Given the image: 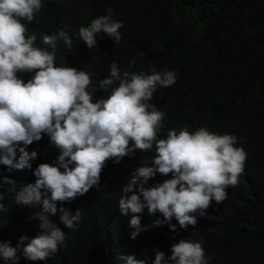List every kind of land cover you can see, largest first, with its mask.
I'll return each mask as SVG.
<instances>
[{
  "label": "trees",
  "instance_id": "16d2710c",
  "mask_svg": "<svg viewBox=\"0 0 264 264\" xmlns=\"http://www.w3.org/2000/svg\"><path fill=\"white\" fill-rule=\"evenodd\" d=\"M108 7L122 21L120 41L114 44L100 33L97 45L89 49L73 36L70 49L58 43L55 63L89 73L88 88L95 90H102L98 81L109 74L112 61L136 73H147L150 65L157 71L175 70V82L157 86L148 101L164 113L157 137L182 127L233 133L234 146L246 154L242 171L235 185L225 187L224 199L210 202L207 215H197L195 225H177L175 230L166 224L152 226L130 238L129 218L119 212L117 201L131 172L140 163L150 164L155 146L137 149L117 163L107 159L98 187L63 202L69 210H79L78 226L68 229L59 212L50 216L66 234L63 244L45 260L20 256L18 264H126L130 254L152 264L155 250L167 255L181 238L200 241L207 264H264V0H42L33 20L22 21L25 35L35 32L34 44L47 47L41 44L42 34L64 28L71 36ZM131 60L135 63L129 69ZM19 75L23 79L30 73ZM27 149L37 153L32 167L58 155L46 135ZM5 176L17 187L35 179L30 168L6 171L0 165V178ZM169 176L158 173L146 186ZM7 187L0 184V203L6 208L0 212V242L15 246L21 235L31 238L39 231L33 216L39 209L15 205ZM156 215L145 210L141 223L149 224Z\"/></svg>",
  "mask_w": 264,
  "mask_h": 264
},
{
  "label": "clouds",
  "instance_id": "9594fccd",
  "mask_svg": "<svg viewBox=\"0 0 264 264\" xmlns=\"http://www.w3.org/2000/svg\"><path fill=\"white\" fill-rule=\"evenodd\" d=\"M41 6L42 0H0V165L6 171L30 168L35 177L17 187L5 176L0 184L8 185L6 191L13 193L15 205L39 209L33 214L39 231L31 238L21 235L15 246L0 242V260L18 264L20 256L36 261L54 254L66 234L50 216L59 212L64 226L77 227L79 210L71 211L63 202L98 187L107 159L117 163L137 149L147 151L155 146V154L150 164L140 163L131 172L120 190L117 208L129 218L130 238L152 226L166 224L175 230L177 225L182 229L195 225L197 215H207L210 202H220L225 187L237 182L246 154L234 146L236 135L213 133L206 127L190 132L182 127L168 129L166 136L158 138L164 113L148 101L157 86L175 82L176 71H157L150 65L147 73H136L112 61L109 74L98 81L102 90L90 89L89 73L55 63L57 45L70 49L75 36L91 49L100 33L118 43L122 21L114 19L108 7L105 14L80 25L71 36L64 28L42 34L41 44L47 46L42 47L34 44L35 32L25 35L22 22L32 21ZM134 63L129 61L128 68ZM25 72L30 76L22 79L19 74ZM42 135L58 155L52 162L32 167L30 161L37 153L29 152L27 146ZM158 173L170 176L146 186ZM5 210L0 203V212ZM145 210L150 216L160 215L142 224ZM126 264L146 261L130 254ZM152 264H207V260L200 241L181 238L170 245L167 255L155 250Z\"/></svg>",
  "mask_w": 264,
  "mask_h": 264
}]
</instances>
